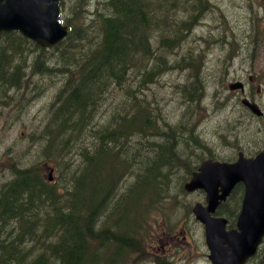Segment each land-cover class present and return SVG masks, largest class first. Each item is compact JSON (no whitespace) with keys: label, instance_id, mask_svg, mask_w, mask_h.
Segmentation results:
<instances>
[{"label":"trees","instance_id":"obj_1","mask_svg":"<svg viewBox=\"0 0 264 264\" xmlns=\"http://www.w3.org/2000/svg\"><path fill=\"white\" fill-rule=\"evenodd\" d=\"M73 6L78 8V2ZM144 6L143 0L99 2L91 23L72 25L53 50L17 32L2 34L0 109L13 104L18 112L36 87L55 89L46 105V113L51 110L53 115L32 133L40 146L39 158L21 165L6 161L13 177L0 190V264H134L147 252L144 246L155 235L151 209L156 204L139 212L141 194L151 197L156 188L150 182L165 179L164 168L179 160L176 136L187 115L171 124L154 114L161 107L157 95L144 92L142 85L155 77V61L144 63V73L131 72L134 63L151 54L146 38L139 37L146 24L137 14L141 10L144 15ZM197 85L195 79L185 87L189 101L202 100ZM24 91L29 94L24 96ZM100 99H108L111 109L99 130L93 107ZM247 122H252L250 117ZM250 123L245 130L242 122L235 124L234 138L255 134ZM134 126L152 140L130 137ZM118 137L130 139L145 154L151 151V159L136 148L133 167L132 160L122 162L118 149L110 146ZM159 138L163 143L153 141ZM144 161V170H138ZM51 165L55 173L48 181L46 169ZM132 171L135 178L123 188Z\"/></svg>","mask_w":264,"mask_h":264},{"label":"rangeland","instance_id":"obj_2","mask_svg":"<svg viewBox=\"0 0 264 264\" xmlns=\"http://www.w3.org/2000/svg\"><path fill=\"white\" fill-rule=\"evenodd\" d=\"M63 1L66 17L70 18L68 6L72 1ZM88 1L85 11L75 10L79 20L82 15H84L83 19H86V10L93 8L97 1L101 0ZM143 1L148 9L149 20L142 31L143 35L139 37L146 38L151 54L144 55L139 63H134L135 67L131 72L142 70L146 72L144 63L155 61L159 65L155 69V77L144 82L152 86L157 95L162 96L159 101L161 107L155 105L158 110L155 109L154 114L161 118L165 116L171 124L179 122L183 115L187 116L179 122L181 131L176 136L178 140L175 146L179 160L173 161V167L171 163L164 168L167 173L165 179L157 178L150 182L156 189L152 190L151 197L141 194L143 206L138 209L139 212L144 213L156 204L151 209V214L156 215V212L164 215L172 214L173 219L177 221L184 219V222L173 231L175 235L163 238L162 233H159L161 237L154 243L156 247L151 248L158 255L168 251L167 254L172 256L168 257L167 264H209L201 227L194 223L187 211L189 204L200 201L202 195L198 191L182 194L180 183L187 175L189 164L196 156L205 152L204 143L217 157L231 158L236 152L233 148V144H237L233 127L237 125L242 113L237 103L240 99L239 95L227 89L229 82L237 80L236 77H241L245 81L249 77L253 78L254 82L248 84V88L253 90V97L264 111V33L257 35L261 37L257 42L252 39V29H250L252 22H257L256 17H262L256 29L258 32L259 30L264 32V3L263 0H203L200 9L198 0ZM194 16H196L194 24L192 23L187 29V24L184 23ZM219 37L234 40L239 44V50L235 54H227L229 47L236 48L237 44L230 42L226 45L223 41H217L216 38ZM165 41L169 42L167 47L162 46ZM196 51H200L196 53L198 55L194 53ZM176 58L185 60L186 64L173 65L172 61ZM256 73L259 74L257 77H260L258 82L253 76ZM195 79L198 84L195 89H201L204 96L200 102L189 101L185 90V87ZM38 87L42 89L40 92L36 91ZM38 87L31 93L34 96L24 102V105L20 104L18 112L13 104L11 106L8 104L9 107L0 111V190L13 177L8 172L6 163L8 157L19 164L39 158L40 146L32 133H36L42 122L47 125L53 115L51 110L46 113V105L55 88L48 85ZM28 94L29 92L24 91V96ZM149 103L143 105L147 106ZM183 103H186L189 109L183 108ZM110 109L111 102L108 99H100L94 104L93 122L96 129L100 130L102 123L110 117ZM192 116L197 124L192 121ZM259 129L263 130L251 139L242 142L238 140L241 149L251 152L264 148V118L259 123ZM187 131L190 132L189 135L185 134ZM139 132L140 128L134 126L130 129L129 135L135 139L152 140V135L146 131ZM235 134H237L236 128ZM153 141L158 144L163 143L161 138ZM110 146L113 150L118 149V156L122 162L132 160V167L138 157L136 148L144 154L146 151L124 137H118L116 142L110 143ZM152 155L149 151L143 156L151 159ZM115 161L114 157L112 162ZM146 165L145 161L142 162L138 170L143 171ZM134 173L135 171H132L123 180V188L135 178ZM99 176L101 177V174ZM150 183L146 186L148 189ZM159 195L161 196L158 197ZM130 216L132 215L129 214L128 217ZM158 224L164 227L166 222L158 219L153 223L157 235ZM185 226L189 229V235L187 239H182L181 237H185L187 233ZM166 243H175L172 251L159 247ZM186 254L191 256L190 259H186ZM135 264L159 263L143 258L137 260Z\"/></svg>","mask_w":264,"mask_h":264},{"label":"water","instance_id":"obj_3","mask_svg":"<svg viewBox=\"0 0 264 264\" xmlns=\"http://www.w3.org/2000/svg\"><path fill=\"white\" fill-rule=\"evenodd\" d=\"M19 30L44 47H51L67 34L60 25L57 0H0L1 31ZM231 89L240 83L229 85ZM254 114L258 106L242 100ZM237 182L244 184V197L237 217V229L226 231L225 219L210 216ZM184 188H202L206 205L195 203L192 212L204 224L205 239L212 264H243L264 236V152L254 158L238 154L235 162L204 160ZM220 192V193H219Z\"/></svg>","mask_w":264,"mask_h":264},{"label":"flooded vegetation","instance_id":"obj_4","mask_svg":"<svg viewBox=\"0 0 264 264\" xmlns=\"http://www.w3.org/2000/svg\"><path fill=\"white\" fill-rule=\"evenodd\" d=\"M140 10V9H139ZM138 17L139 18H141V22H143V21H145L146 20V16H144V15H142V13H141V10L138 12ZM143 16V17H142ZM139 24H140V22H139ZM187 237L185 236H182V239H186ZM175 245V243H166V244H163V245H160L159 247H162L163 249H165V250H169V251H172L173 249H172V246H174ZM164 246V247H163ZM168 253V251H166V253L165 254H162L165 258H168L169 256H172V255H168L167 254ZM186 259H190V255L189 254H186Z\"/></svg>","mask_w":264,"mask_h":264},{"label":"bare ground","instance_id":"obj_5","mask_svg":"<svg viewBox=\"0 0 264 264\" xmlns=\"http://www.w3.org/2000/svg\"><path fill=\"white\" fill-rule=\"evenodd\" d=\"M199 7H200V9L202 8V4L200 3L199 4ZM144 16H146L145 18H146V20L144 21V23L146 24V26H147V21L149 20V13H148V9L146 8V6H144ZM195 19H196V16H194V17H192L187 23L185 22L184 23V25H186L187 24V29H189L190 28V25L193 23L194 24V22H195ZM193 21V22H192ZM192 22V23H191ZM135 33H136V30L134 31V37H135ZM143 33V32H142ZM144 37V36H143ZM148 43V42H147ZM165 43H169V42H167V41H165L164 42V44ZM92 72V71H91ZM5 207V206H4Z\"/></svg>","mask_w":264,"mask_h":264}]
</instances>
